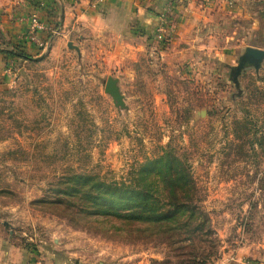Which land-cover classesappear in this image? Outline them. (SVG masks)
I'll return each instance as SVG.
<instances>
[{
  "label": "rangeland",
  "instance_id": "rangeland-1",
  "mask_svg": "<svg viewBox=\"0 0 264 264\" xmlns=\"http://www.w3.org/2000/svg\"><path fill=\"white\" fill-rule=\"evenodd\" d=\"M258 1L142 5L149 28L99 10L68 33L59 28L37 53L4 31L12 0H0L3 243L95 264L264 262V57L235 68L247 48L264 50ZM108 77L122 106L105 91ZM167 145L195 187L185 198L195 208L180 210L168 230L85 214L80 198L57 190L71 173L127 179Z\"/></svg>",
  "mask_w": 264,
  "mask_h": 264
},
{
  "label": "trees",
  "instance_id": "trees-1",
  "mask_svg": "<svg viewBox=\"0 0 264 264\" xmlns=\"http://www.w3.org/2000/svg\"><path fill=\"white\" fill-rule=\"evenodd\" d=\"M256 3L260 5L264 1ZM32 50L38 52L34 48ZM10 54L30 57L22 52ZM130 173L129 178L120 180L71 173L61 179L63 187L57 190L80 198L83 201L81 211L85 214L117 217L137 229L142 224L146 227L148 224L154 231L161 222L172 223L180 210L195 208L192 202L185 199L189 191L195 190L190 166L169 145L162 147L161 153L137 163ZM159 190H167L163 198H168L166 196L170 193L173 201H163ZM177 192L182 195H177ZM171 223H167V230L171 228Z\"/></svg>",
  "mask_w": 264,
  "mask_h": 264
},
{
  "label": "crops",
  "instance_id": "crops-1",
  "mask_svg": "<svg viewBox=\"0 0 264 264\" xmlns=\"http://www.w3.org/2000/svg\"><path fill=\"white\" fill-rule=\"evenodd\" d=\"M142 5H159L162 7L164 0H136L135 2L134 0H12V3L7 8L8 15L6 16V18H11L12 21L10 20V23L7 21L8 19H2V25H4V31L13 36V38L24 37L28 30V22L25 19H21V16L37 13L40 20L46 25L45 29L39 33V38L46 43V50L55 41V32L59 28L61 30L60 33L63 34L65 30L68 33L70 31L68 24L72 22L71 28H75V23H78L79 19H83L87 15H96L99 10L105 11L106 14L109 11V15L116 17L119 15L123 19L128 18V20L130 15H132L139 24L149 28L151 23L146 18V12ZM102 6H107V8L103 10ZM126 6H132L134 9L137 7L138 13H127ZM56 23L58 24L57 27ZM51 253L49 255L42 252L40 256H37L26 249H19L13 247L12 244L3 243L0 239V264H95L82 257ZM98 264L122 263L105 262ZM136 264H141V261L136 262Z\"/></svg>",
  "mask_w": 264,
  "mask_h": 264
},
{
  "label": "built area",
  "instance_id": "built-area-1",
  "mask_svg": "<svg viewBox=\"0 0 264 264\" xmlns=\"http://www.w3.org/2000/svg\"><path fill=\"white\" fill-rule=\"evenodd\" d=\"M25 20L28 22V30L25 34V40L28 43H31L30 48H34L38 52H41L45 50L46 48V43H44L40 38H39V33L43 29H45V23L40 20L39 16L37 13H31L29 14ZM37 52V53H38ZM229 259L232 262H237V264H264V262L261 261H253L250 259L246 258H241L237 259V257L231 255Z\"/></svg>",
  "mask_w": 264,
  "mask_h": 264
},
{
  "label": "water",
  "instance_id": "water-1",
  "mask_svg": "<svg viewBox=\"0 0 264 264\" xmlns=\"http://www.w3.org/2000/svg\"><path fill=\"white\" fill-rule=\"evenodd\" d=\"M264 57V50L255 48V47H249L246 49V51L241 55L239 63L237 67H235L237 70L243 65V63L250 59L254 64H258L261 58ZM105 91L108 92L111 96L115 104L117 105H123L122 95L119 91V88L117 86V80L111 77H108L105 83Z\"/></svg>",
  "mask_w": 264,
  "mask_h": 264
}]
</instances>
